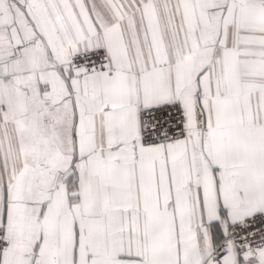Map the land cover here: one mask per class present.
Returning <instances> with one entry per match:
<instances>
[{
  "label": "snow or ice",
  "instance_id": "snow-or-ice-1",
  "mask_svg": "<svg viewBox=\"0 0 264 264\" xmlns=\"http://www.w3.org/2000/svg\"><path fill=\"white\" fill-rule=\"evenodd\" d=\"M0 264H264V0H0Z\"/></svg>",
  "mask_w": 264,
  "mask_h": 264
}]
</instances>
